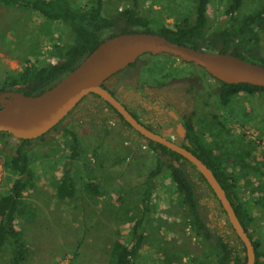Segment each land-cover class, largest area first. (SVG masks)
I'll list each match as a JSON object with an SVG mask.
<instances>
[{"label":"rangeland","instance_id":"rangeland-1","mask_svg":"<svg viewBox=\"0 0 264 264\" xmlns=\"http://www.w3.org/2000/svg\"><path fill=\"white\" fill-rule=\"evenodd\" d=\"M73 1L85 4L92 0ZM227 1L211 2L209 16L213 29L224 22ZM263 2L245 0L240 16L257 11ZM105 3L110 11L121 9L125 0H105ZM192 5V0L143 1L144 13L152 21L154 30L161 24L174 25ZM61 37V29L56 24L45 22L19 6H6L0 0V83L7 73L23 70L32 50L43 53L44 61L52 62L47 54L53 48L52 43ZM254 50L259 57L264 56V32ZM242 53L249 62L260 63L250 52L243 50ZM148 58L155 63L183 66L182 60L171 55H150ZM84 103L85 106L91 104L92 110H85ZM104 109L100 102L87 99L64 120V124L90 120L93 130L95 127L97 131L112 128L122 134L121 125L113 116L105 115ZM217 113L218 141L212 148L220 156L230 157V170L242 176L243 197L252 203L264 195V96L241 94L228 108L221 107L218 99ZM60 137H64L62 146L35 143L30 149L34 187L25 192L23 202L34 214L32 217L18 216L15 221L16 228L32 248L27 264H108L113 243L126 241L133 222L141 216L139 200L144 187L134 188V185L155 168L156 155L145 144L129 145L130 134L122 137L132 148L129 160L121 171L108 172L113 157L107 162L99 152L96 158L94 147L86 144L73 159L64 133ZM112 140L117 144L115 138ZM18 145L20 140L12 135L0 138V196L10 190L13 177L5 168V162L8 155H12V148ZM99 165L101 169L98 170ZM118 167L111 169L119 170ZM187 167L196 174L192 167ZM67 169L71 170L77 186L76 196L71 199L59 198L56 189L61 173ZM92 169H96L93 176L101 179L105 186V193L100 197L89 195L84 188L88 171ZM206 187L207 184H203L204 190ZM202 200L204 219L214 233L227 235L236 243L238 239L216 200L213 197ZM152 211L138 264H192L193 257L203 255L205 249L191 231L186 229L183 234L179 233L183 227L181 198L173 181L165 174L155 179ZM252 212L255 222L251 236L259 240L264 249V209L253 204ZM10 259L11 252L6 248L0 253V264H10Z\"/></svg>","mask_w":264,"mask_h":264},{"label":"trees","instance_id":"trees-1","mask_svg":"<svg viewBox=\"0 0 264 264\" xmlns=\"http://www.w3.org/2000/svg\"><path fill=\"white\" fill-rule=\"evenodd\" d=\"M1 1L6 6H19L30 10L45 22L56 24L61 29L62 37L56 43L50 40L53 48L47 56L52 62L44 61L43 53L32 50L31 57L26 59L22 71L7 73L4 76L0 83V93L21 91L26 95H39L71 72L105 39L135 32L159 34L177 44L190 45L210 52L231 53L247 60L246 55L242 53L244 50L257 56L259 64L264 66V56L259 57L254 50L264 32V2L257 11L240 16L245 0H228L225 5L224 22L213 29L209 16V7L213 0H192V8L178 18L174 25L161 24L157 30H154L151 28L152 21L144 13V0H125L121 9L116 8L110 11L106 8L105 0H92L85 4H79L73 0ZM219 85L218 99L223 108H228L241 94L264 96L263 87L250 84H227L220 81ZM119 117L125 126H129L120 115ZM223 125L225 126L224 123ZM190 126L193 131L194 126ZM61 133H64L68 140L73 152L70 157L73 159L79 156L81 147L86 144L94 147L93 155L96 158L99 152L107 162L113 157L110 166L108 165L109 169L106 170L108 172L121 171L132 154V148L126 145V141L118 132L112 128L97 131L95 127L93 130L87 124L81 126V124L60 123L38 139L20 140V145L12 148V155H8L5 162V168L13 177L10 190L0 196V253L6 248L10 250V264H27L32 251L23 233L15 226L18 216L32 217L34 214L23 202L25 192L34 187L31 181L33 171L30 149L35 143L46 146L48 144L57 146L59 143L62 146L64 137H60ZM9 136L11 135L0 133V138ZM112 137L117 140V144L112 142ZM192 137H195L194 140H197L198 144L188 150L213 171L253 241L256 252L255 264H264L262 243L251 236V229L255 222L252 205L256 204L264 209V195L252 203L247 201L243 197L241 188L242 176L230 170V157L220 156L213 148L206 147L196 134ZM149 146L156 155L155 168L146 178L134 185V188L144 187L139 200L141 216L133 222L126 241L113 243L108 264H138V258L146 239L147 222L153 212L155 179L161 174L171 178L181 198L180 219L183 227L179 233L183 234L186 229L191 231L205 249L203 255L192 258V264L203 260H205L204 264H246V250L240 240L237 238V242L234 243L227 235L215 234L204 219L202 199L213 197L216 200L208 185L204 190L203 184H207L205 178L187 160L184 159L181 162L182 157L177 153L153 142H150ZM116 166H119V170H112ZM187 166L192 167L196 174ZM102 167H105V164ZM99 169H101L100 165ZM93 173L96 174V169L88 171L89 176L84 188L89 195L100 197L105 193V186L101 179L93 176ZM60 176L56 187L58 197L63 199L75 197L77 186L71 170H65ZM216 202L222 210L220 203L217 200Z\"/></svg>","mask_w":264,"mask_h":264},{"label":"water","instance_id":"water-1","mask_svg":"<svg viewBox=\"0 0 264 264\" xmlns=\"http://www.w3.org/2000/svg\"><path fill=\"white\" fill-rule=\"evenodd\" d=\"M171 55L203 69L227 84H250L264 88V66L231 53L210 52L177 44L166 37L147 32L119 34L105 39L55 85L39 95L21 91L0 93V133L18 140H35L49 133L89 96L96 95L116 110L136 132L163 145L191 163L205 178L236 237L245 247L246 264L256 263L252 239L239 220L226 191L213 171L188 149L156 134L142 124L103 84L145 55Z\"/></svg>","mask_w":264,"mask_h":264},{"label":"flooded vegetation","instance_id":"flooded-vegetation-1","mask_svg":"<svg viewBox=\"0 0 264 264\" xmlns=\"http://www.w3.org/2000/svg\"><path fill=\"white\" fill-rule=\"evenodd\" d=\"M148 56L141 57L114 75L103 87L150 131L186 149L197 146L198 141L192 137L196 134L206 147L212 148L218 141L219 81L193 64L184 61H180L183 66L155 63ZM95 96H89L88 101L96 100L105 107V115L113 116L123 128L121 137L131 134L129 145L149 146L152 141L144 138L130 125L125 126L120 114ZM89 105L85 106L84 103V109L92 110ZM82 123L94 129L90 120L70 125ZM190 125L194 126L193 131Z\"/></svg>","mask_w":264,"mask_h":264}]
</instances>
